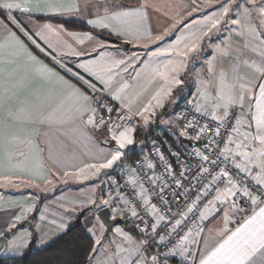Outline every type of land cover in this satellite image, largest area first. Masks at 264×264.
I'll use <instances>...</instances> for the list:
<instances>
[{
  "label": "snow or ice",
  "instance_id": "snow-or-ice-1",
  "mask_svg": "<svg viewBox=\"0 0 264 264\" xmlns=\"http://www.w3.org/2000/svg\"><path fill=\"white\" fill-rule=\"evenodd\" d=\"M206 2L207 4H211L212 0H206ZM193 5H196V0H193ZM146 7V4H141L138 9L134 10H114L111 13L106 10L103 16L97 19H89L87 22L94 28L109 29L117 37L125 36V31L112 26L109 22L121 21L130 17L144 19V9ZM14 11L21 13L44 12L48 14V12H52L62 14L65 12L79 13L81 9L80 5L75 3L74 0H68L67 3L63 2V0H0V15H6L11 25H14L28 40L36 44L32 35L25 30L27 23H33L31 16H26L25 21L21 22L13 15ZM233 12L235 13L234 17L231 15ZM229 20L233 25L238 26L242 22H247L245 31L238 34L249 37V45L252 46L251 50L264 58V0H221L220 11L208 17L206 22L207 30L202 32V36H207L213 30L219 31L221 25H226ZM35 27L37 28L35 35L45 40L47 39L46 33L56 32L59 34L64 32V29L59 26L54 29L51 23H43ZM3 29L4 38L0 40V65L15 64L19 62V57H26L29 79L39 77L49 85L63 86L70 89L72 97L77 102L75 110L81 117H86V123L93 127L106 126V121L102 118L100 120L96 118V108L92 106L93 102H97L95 96L85 94V91L69 83L58 72L39 61L29 50L24 40L17 34V31L12 30L8 24H4ZM67 35L78 39L81 44L84 43V39L89 41L94 39V37L88 34H85L84 39H79L75 33H67ZM162 38V36L153 37L151 34L145 35L144 33L136 32L131 34V39L128 42L161 40ZM256 42H258V45ZM181 43L178 40L177 45L173 46L174 50ZM249 45L245 46L248 47ZM36 47L39 48L40 45L36 44ZM106 47L104 43L98 41L94 46V51L98 58L78 63L76 67L81 71H73L72 68L67 67L60 60L56 62L67 73L76 77L82 85H86L87 88L96 92L101 91V89L96 87L95 83L86 79L81 72L86 73L88 77L103 85L104 90L109 91V94L112 95V99L119 100V93L112 94L110 91L112 83L115 76L119 75L120 70L127 72L129 67L134 65L137 57L130 56L127 59L110 58L106 52L100 51V49ZM198 47L199 45L196 42L186 43L177 52V55L187 58L188 54L196 52ZM40 50L44 51L43 48ZM71 54L79 57L91 55L92 53L87 50L83 53L73 50ZM229 54L227 48L216 50V56L218 57H224ZM154 55H158V53ZM213 59L215 60L216 57L214 56ZM209 63L211 64L212 62L210 61ZM183 66L182 62L177 64L173 72H176ZM243 66L251 69L252 74L248 75L245 73L241 75L239 66L234 65L232 67V82L230 84L226 83L227 73L223 70L220 71L219 100L226 102L215 105L216 108L221 109L219 115L215 110L211 115L212 120L220 121L222 124L227 123L231 132L237 133L241 139L237 141L229 134L227 140L223 141V146L220 147V141L212 140L209 137V143H215L218 148L216 159L211 160V164L214 167L210 169L202 165L197 170V179L202 178L203 174L207 173L211 176V180L203 186L204 191L196 197L193 205L187 208V213L193 212L201 196H207L209 191H214V197L204 205V211L199 213L198 219L211 222V219L217 213H222L217 227L209 229V235L204 236L202 235L204 231L203 227L195 223H193L192 227L184 224L188 219L187 213H181V218H173L171 221H168L164 215H160L161 209L156 204L152 203L150 207H147L150 201L145 199L143 205L146 206L145 211L150 214L151 222L149 219H143L136 207H132L130 210L121 209L122 213L130 212L132 218L141 219V224H135L134 222L133 226L142 232V237L138 241H134L131 236L117 227L115 229L116 235L122 237L123 241L132 245V247L123 248L121 245H117L116 248L111 250V253L106 249L102 254L103 258L98 259L101 256L100 249L103 247V244L101 239L97 237L92 242L91 255L87 258L88 264H168L170 257H180V264H264V59L259 64L254 61L249 62L245 60L243 61ZM209 71H213V69L210 67ZM158 75L164 79H168L166 73H158ZM4 79V69L0 68V81ZM7 80V86L0 87V108L6 103L14 101L17 96L16 90L21 86L19 81L14 82V72H9ZM169 83L179 84L181 81L173 77L169 80ZM124 88H127V85H124ZM225 88L227 89L226 95ZM123 90V88L120 89V91ZM170 91L171 89L169 88L164 94H168ZM159 95L158 93L157 96ZM153 99H157V97H153ZM104 107L108 112L112 111L111 107L107 105ZM156 107H163L160 99H157ZM246 107L248 109L247 112L245 111ZM230 109L231 112L229 111ZM196 110L200 111L199 105ZM144 111L147 112L148 109L145 108ZM141 115L143 116L142 113ZM143 118L145 125H147L148 117ZM46 120L47 122H51L52 117L41 118L39 122L43 124ZM30 121L31 117L29 115L22 122ZM231 121H234V123ZM185 127H192V123L189 122ZM241 127H244L246 130L241 131ZM206 128V125L202 126L195 138L199 139ZM108 131L112 132V128L108 127ZM132 131V129H127L120 132L119 135L112 132V140L115 141L117 148L110 154V157H105L101 163L88 166L95 170L92 175H98L102 169L112 168L121 159L122 152L120 149L133 144ZM180 135L188 136V132L182 131ZM213 135L216 137L221 135L219 127ZM9 143L10 141L0 132V164H2L3 157L5 156L9 163L13 159L14 149L6 147ZM25 143L32 144V141L28 140ZM233 144L235 148L230 147ZM197 155L204 162L210 161L209 155H201L200 153H197ZM228 163H231L235 169L234 174L228 171ZM221 164H224L225 167H220ZM151 167L152 165L149 164V168ZM84 171V169L75 173L64 171L63 175L65 177L75 176L77 179H80L82 178L81 173ZM213 171H216L215 175H212ZM237 177L239 178L237 179ZM224 181L227 183L223 188H210V185L217 184V182L223 184ZM174 183L179 187V181L174 179ZM110 199L102 200L101 203L109 205ZM160 199L163 200L162 195H160ZM89 203L95 204L96 201L90 197ZM163 203L166 205L168 201L163 200ZM30 211H32L31 208L25 209L21 215L15 216V220L19 222L22 218H26V213ZM112 211L114 213L112 218L115 219L116 209L113 208ZM237 216H239L238 220L236 219ZM96 219L99 218L97 217ZM161 221L170 226V231H166L164 235H161L159 231ZM232 223H235L237 226L234 228L229 227ZM182 224L186 231L180 234L178 229L181 228ZM12 227L14 228L15 224H12ZM60 227L63 228L64 225H60ZM99 229L102 233L104 225L100 224ZM87 231L94 234L93 228H88ZM174 233L177 235L175 242L166 241L165 237L170 238ZM0 235H4V233H0ZM153 246L156 249L154 254L149 252V249L153 248ZM26 247V238L9 239L3 254L22 255V249ZM122 251L126 252L127 255H121Z\"/></svg>",
  "mask_w": 264,
  "mask_h": 264
},
{
  "label": "crops",
  "instance_id": "crops-1",
  "mask_svg": "<svg viewBox=\"0 0 264 264\" xmlns=\"http://www.w3.org/2000/svg\"><path fill=\"white\" fill-rule=\"evenodd\" d=\"M167 1L169 2V0H74L75 3L80 5L81 11L79 13L65 12L56 14L48 12V14H45L44 12L21 13L14 11L13 15L21 22L25 21L26 16H31L33 23H27L25 30L32 35V38L40 47H36V44H33L14 25H11L6 15H0V40L4 38L3 25L8 24L12 30L17 31V34L24 40L29 50L39 61L58 72L69 83L76 85V87L85 91V94L90 96L94 90L87 88L86 85H82L76 77L67 73L56 61L60 60L67 67L72 68L73 71H81L76 67L78 63H84L98 58L94 51V46L98 41L107 46L104 49H100V51L106 52L110 58L114 59H127L136 53L140 52L141 54L144 49L148 50V48H152L149 55H153L158 51L160 52V50L166 55H177L173 46H176L178 40L183 41L186 37L185 34L191 27L189 23L183 26L180 29L181 31L178 30L169 40L165 38V33L171 30L169 27L170 20H167L170 9ZM171 1L176 4L179 0H170L171 5L174 6ZM180 1H183L184 4L188 0ZM200 1L203 3V15L205 17L210 15L212 11L220 10L218 8L220 6L218 5L219 0H212L211 4H207L206 0ZM63 2L67 3L68 0H63ZM141 4L147 5L144 9V19L130 17L121 21L109 22L112 26L125 31V36L117 37L109 29L94 28L87 22L89 19H97L103 16L106 10L109 13L114 10H134L138 9ZM178 6H180V3ZM184 6V8L190 9L188 3H185ZM193 13L194 11L192 12V10H189L185 14L183 12H174L177 16H189L193 15ZM172 15L173 13L170 16L174 17ZM60 20H75L85 25L87 29L68 30L58 22ZM204 22L206 24V18ZM43 23H51L54 29L58 26L62 27L64 32L59 34L56 32L46 33L47 39H41L35 35V31L37 30L35 26ZM220 29L219 33L222 32L223 28L220 27ZM136 32L144 33L145 35L151 34L153 37L162 36L163 38L161 40L153 39L151 41L141 40L135 43L128 42L131 39V34ZM67 33H75L79 39H84L85 34H88L94 37V39L91 41L84 39V43L81 44L78 39H74L67 35ZM211 33H208V35H211ZM101 35L113 36L115 41L128 43L129 47L127 50H119L114 41L106 40ZM163 39L166 42L168 41V43L162 42ZM203 46L199 45L198 47L199 54L201 55V61L198 63L193 62L191 56L194 53L188 55L187 60L183 58L176 59V63L178 64L180 62L183 65L194 64L189 75L193 80L197 78L207 79V76L204 74L205 72L209 74L207 66L214 56V49H222L220 42L212 50H206ZM41 48L44 51H41ZM73 50L82 53L87 50L92 54L78 57L71 54ZM240 54L238 55L242 57H250V61L254 62H257L258 58H260L257 52L254 55L251 51L250 54L244 52ZM230 55L234 59L237 56L236 53H231ZM230 55L228 56L229 59L226 58L225 62L228 65L226 67L228 81L232 80V67L234 65L237 66L235 60L230 58ZM174 59L170 60L172 61L171 63H174ZM18 60L19 62L15 64L0 65V68L4 69L5 76V79L0 81V87L7 86L9 72H14V82L19 81L21 83V86L16 90L17 96L14 101L12 103H6L0 108V132L10 141L6 147L14 149V156L11 163L8 162L5 156L3 157L2 164H0V233H4L0 237H4L8 241L9 239H16L18 231H25L27 235H22H25L24 238L29 241L27 243L28 246L34 239L36 243L38 240L50 242L58 234L65 231L71 223L73 224L80 213L87 208L90 209L89 213H94L96 216L99 210L109 208V205L101 203L102 200L107 199L104 189L108 182L109 174L124 169L130 160L142 154V145L136 135L137 124H135L133 128H130L133 130L131 133L133 144L127 145L124 149H120L122 152L121 159L112 168L102 169L98 175H92L95 170L88 166L101 163L105 157H110V154L117 148L115 141L112 140V132L119 135L120 132L126 131L127 129H118L113 126L93 127L88 125L86 123V117H81L76 112L77 102L72 97L70 89L63 86L49 85L39 77L29 79L27 58L22 56ZM211 64L213 65V62ZM239 69L240 72L244 70L242 66H239ZM81 74L86 79L95 83L96 87L101 89L99 92L103 93L112 101L123 103L130 112L141 117L143 122V117H146L147 114L144 111L145 108L149 110L155 106L153 96H157L158 93L157 89H153V87L150 90L146 88L144 91L143 89L138 90L130 100L125 98V92L123 91L119 94L120 99L114 100L112 99V95L109 94V91H105L104 86L98 81L88 77L86 73L81 72ZM184 76L185 73L182 71L180 78L183 79ZM123 78L120 74L115 76L110 89L112 94L120 92V84L125 82ZM119 81H122V83H119ZM125 85L128 86L126 82ZM186 93L189 97L188 103L194 105L196 109L199 105L200 111L210 113V108L213 106L210 101H204L196 94L194 89H189ZM92 106L94 107L93 104ZM159 111L162 113L163 108ZM219 112H221V109H219ZM29 115L31 121L22 122ZM49 116L52 117L51 122H47V120L43 124L39 122L41 118H47ZM155 119L157 120V117ZM150 120H148L147 129L151 138L162 139L169 144H172L171 141L173 140H176V143L181 141L176 109L174 119L165 114V118L160 125H158L159 120H157L155 126H150ZM108 127L112 128V132L108 131ZM241 131L243 130L241 129ZM233 138L237 141L241 139L235 132ZM28 140H31L32 144L25 143ZM230 147L235 148V145H230ZM81 169L85 171L81 173L82 178L80 179H77L75 176L65 177L63 175L64 171L75 173ZM83 189L86 193L90 192L94 194L91 196V199L96 201L95 204L89 203V198L86 202H73V204L68 200H63V196H66L67 193L73 191L76 193ZM67 207H70L71 211L66 209ZM28 208H31L32 211L27 212L26 218H22L17 222L15 216L21 215ZM209 215L211 216V214ZM221 217L222 213H217L211 219V222L208 220L202 221L199 224V226L204 228L202 235H209V229H215ZM236 219L238 220L239 216ZM21 221H23L22 225L18 228L17 225ZM12 224H15L14 228ZM60 225H64V227L61 228ZM236 226L235 223L229 225L231 228ZM31 228L34 232L33 234L31 233ZM49 228L52 229L49 231ZM136 238L139 240L137 236ZM6 244L0 250V253L5 251ZM149 252L154 254L155 248H150ZM173 259L179 260L180 257Z\"/></svg>",
  "mask_w": 264,
  "mask_h": 264
},
{
  "label": "built area",
  "instance_id": "built-area-1",
  "mask_svg": "<svg viewBox=\"0 0 264 264\" xmlns=\"http://www.w3.org/2000/svg\"><path fill=\"white\" fill-rule=\"evenodd\" d=\"M90 96H95L98 102H93L97 120L102 118L107 122L106 126H113L118 129H130L137 124L136 134L142 145L140 156L134 157L124 169L112 172L108 176L105 195L107 199L111 198L109 203L111 218L114 215L112 209L115 208L116 218L121 220V224L126 230L134 233L139 239L142 237V232L134 228L133 224L134 222L141 224V219L132 218L130 212L122 213V208L130 210L132 207H136L141 213V217L149 219L151 222L150 214L145 211L146 206L143 205V201L146 199L150 201L147 207H150L152 203L156 204L161 209L160 215H164L166 220L181 218L180 214L187 213V208L193 205L196 197L204 191L203 186L211 180V176L207 173H204L202 178L197 179V170L202 165L210 169L214 167L211 160L216 159L218 148L215 143H209V137L212 140L220 141V147H222L223 141L227 140L229 134L233 136L234 132H231L227 123L222 124L220 121L212 120V114L205 111L198 112L194 105L182 100L176 108L178 129L179 133L187 131L188 136H181L180 143L172 145L160 139L149 137L147 125L144 124L143 119L130 112L123 103L112 101L99 91H92ZM105 105L111 107L112 111L108 112L104 107ZM189 122L192 123V127L186 128L185 126ZM231 122L234 123V121ZM156 124L155 118L149 122L150 126ZM205 125L207 128L203 135L196 139L199 129ZM218 127L221 135L216 137L213 133ZM197 153L209 155L210 161L204 162ZM149 164L152 165L151 168H149ZM220 167H225V165L221 164ZM227 169L230 173H235L231 163L227 164ZM216 171H213L212 175H215ZM174 179L179 181V187L174 183ZM226 183V181L223 184L217 182V184L210 185V188H223ZM160 195L163 196V200L168 201V204L163 203ZM214 195V191H209L207 196H201L193 212L187 213L188 219L184 224L188 227H192L193 223L199 225L202 222L198 219L199 213L204 211V205ZM159 231L161 235H164L166 231H170V226L161 221ZM184 231L186 229L182 224L178 232L183 234ZM165 239L175 242L177 235L174 233L170 238L166 236ZM153 247L155 248V246ZM168 264H180V259L170 257Z\"/></svg>",
  "mask_w": 264,
  "mask_h": 264
},
{
  "label": "rangeland",
  "instance_id": "rangeland-1",
  "mask_svg": "<svg viewBox=\"0 0 264 264\" xmlns=\"http://www.w3.org/2000/svg\"><path fill=\"white\" fill-rule=\"evenodd\" d=\"M173 5H171L170 0L169 2L167 1V5H170V9H169V16L167 17V20H170L169 23V27H170V31L167 32L165 34V38L167 40H169L174 34H176V32L180 29L183 28V26H186L187 24L190 23V27L192 31H190L188 29L187 33L185 34V38L183 39V41H181L182 43L175 49L176 52H178V50L183 48L184 44H189L191 43V41H194L196 43H198V45H204L203 47L206 48V50H212L213 47L215 45H218L219 42L222 44L221 48H227L228 52L231 53H236V57L235 59L232 58V56L230 55L231 59H234L237 66H242V68L244 69L243 72H240L241 75L247 73L248 75L252 74V70L245 68L243 66V61L247 60L249 62L250 61V57H245V56H240L242 52L244 53H251L254 55V51L251 50L252 46L249 45V37H247L246 35H239L238 33L244 32L245 31V26L247 24V22H242L241 25H233L231 23V21L229 20L228 23L222 24L221 28H223L222 32L219 33V31L217 30H213L211 35H208L206 37L202 36V32L205 29V22L204 19H208L209 16L215 15L216 13H218L220 10L217 11H212V13H210V15H207L206 17L203 15V3L200 0H196V5H193V0H188L185 1L184 4L188 3V8H184V4L183 1H178L176 2V4L171 1ZM180 3V6L177 7V5ZM221 0H219L218 5H220ZM194 8V10H193ZM220 9V6L218 7ZM189 10H192V12L194 11L193 15H183V16H177L174 14V12L176 13H180L183 12V14H185L186 12H188ZM171 17L170 14H172ZM233 17L235 16V13L233 12L231 14ZM227 19V18H226ZM173 25H175V27H173ZM227 29V30H225ZM221 30V29H220ZM181 31V30H180ZM198 37H200L199 39H197ZM162 42L168 43V41L166 42L165 39H163ZM256 44H258V42H256ZM177 45V43H176ZM245 45H249L248 47H246ZM218 48L214 49V56L216 57V59L214 60L212 57V64H208V71H209V67H211L213 69V71H209V74L207 72H205V76H207V79H191L190 78V70L192 69L194 64H190V65H184L183 67L179 68L176 72H173V69L176 68L177 64L176 63V59H186L184 56L180 57L177 55H166L164 54V52H155L154 54L158 55H149L150 52L152 51V48H148V50H143V52L136 53L134 56L137 57V59L134 62V65L132 67H129L127 72H124L122 70H120V75L122 77H124V81L128 84L127 88H124L125 82L122 83V81H119L120 84V89L123 88L125 94V98L130 100L133 95L140 89H151L153 87V89H157V93H159V96L154 95L153 97H157V99H160L162 101L163 107H156L157 104V99H154L155 102V106L152 107L153 109H149L147 111L146 117H148V120H150L152 117H157V120H159V124L160 125L162 123V121L165 118V114H167L169 117L174 119V112L176 107L178 106L179 102L181 100H186L189 101V97L187 96V91H189V89H194L196 94H198L204 101L208 102L210 101L213 106L210 108V113L212 114V112L215 110L217 112V114L219 115V108H216L215 105L217 103L223 104L226 101H221L219 100V93H220V80H219V73L221 70L226 72V67H228V65L225 63L226 62V58H228L229 55L224 56V57H218L216 56V50ZM164 50V49H163ZM193 53H189L188 55H191ZM240 54V55H238ZM189 57V56H187ZM193 58V62H200L201 61V55L199 54V49H197L196 52H194V54L191 56ZM143 58V59H142ZM175 58V59H174ZM174 59V63H171ZM229 59V58H228ZM264 59L260 56V58H258V61L255 62L257 64H259L261 62V60ZM181 63V62H180ZM185 73V76L183 79L180 78L181 72ZM180 72V73H179ZM138 73V75H137ZM158 73H166L168 79H164L162 78L160 75H158ZM172 76L176 77L175 79H178L181 81V83L179 84H170L169 80L172 79ZM232 80L226 81V83H231ZM171 89L170 93L168 94H164V92L167 89ZM123 91H120V93H122ZM225 95L227 94V89L225 88ZM203 102V101H202ZM163 108V112L161 113L159 110H162ZM247 107L245 108V111L247 112ZM241 129L243 131H245L246 129L244 127H241ZM93 193L90 192H84L83 190H80L78 192L75 193V191L67 193L66 196H63V200H68L69 202H86L88 198H90L91 196H93ZM81 198H84L81 200ZM89 200V199H88ZM72 206V205H71ZM66 209H68L69 211H71L70 207H67ZM90 209H85L83 210V212L80 213V216H83V220L82 223L84 225V227L86 228V230L88 228H93L94 229V234L90 233L91 236L93 237V239L99 237L102 241L103 247L100 249L101 252V256L98 257V259H102L103 258V253L104 251L107 249L109 250V253H111V250L116 248L117 245H121L123 248H130L132 247V245L128 244L126 241H123L122 237L116 235L115 233V229L117 227L121 228L123 232H125L127 235L131 236L132 239L134 241H138V239L136 238V236L126 230L122 224H117L113 227V229L111 230V232H109L108 234L105 233V227H104V231L101 233L100 229H99V225L102 224L101 221L99 219H96L97 216L96 214L94 215V213H89ZM22 222H20L19 225H17L18 228L21 227ZM74 223V222H73ZM72 224V223H71ZM27 226V225H25ZM52 229V228H51ZM49 228V231L51 230ZM32 230V228H31ZM24 232V233H23ZM18 231L16 237L17 238H24L25 235H27V233L25 231ZM32 234L34 233L33 230L31 232ZM25 234V235H22ZM31 236V235H30ZM34 236V235H32ZM29 241L27 240V243ZM47 242L49 241H42V240H38L37 241V248H41L42 246L46 245ZM4 251L2 253H0V256H16L13 255L11 253H9L8 255H4L3 254ZM121 255L126 256L127 253L126 252H121Z\"/></svg>",
  "mask_w": 264,
  "mask_h": 264
},
{
  "label": "trees",
  "instance_id": "trees-1",
  "mask_svg": "<svg viewBox=\"0 0 264 264\" xmlns=\"http://www.w3.org/2000/svg\"><path fill=\"white\" fill-rule=\"evenodd\" d=\"M58 22L68 30L87 29L85 25L75 20H60ZM101 36L106 40L115 41L113 36ZM147 135L149 136L148 129ZM160 140L165 142L162 139ZM171 143L173 145H178L180 142L176 143V140H173ZM82 217L83 216L79 215L74 223L65 231L58 234L54 239L41 248L36 247L34 239L22 251V255L0 256V264H88L87 258L91 255L90 250L93 247L92 242L94 239L84 227Z\"/></svg>",
  "mask_w": 264,
  "mask_h": 264
},
{
  "label": "water",
  "instance_id": "water-1",
  "mask_svg": "<svg viewBox=\"0 0 264 264\" xmlns=\"http://www.w3.org/2000/svg\"><path fill=\"white\" fill-rule=\"evenodd\" d=\"M114 42L119 50H127L129 47L128 43H125L123 41H114ZM97 217L104 225L106 234L111 232V230L115 225L121 224V220L119 218H115V219L111 218V212L109 208H103L99 210L97 212ZM6 243H7L6 239L4 237H0V250L4 247Z\"/></svg>",
  "mask_w": 264,
  "mask_h": 264
}]
</instances>
